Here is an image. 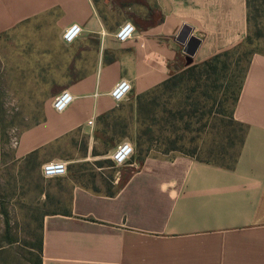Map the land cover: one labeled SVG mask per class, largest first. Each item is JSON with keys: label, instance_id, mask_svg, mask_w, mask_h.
I'll return each instance as SVG.
<instances>
[{"label": "crops", "instance_id": "1", "mask_svg": "<svg viewBox=\"0 0 264 264\" xmlns=\"http://www.w3.org/2000/svg\"><path fill=\"white\" fill-rule=\"evenodd\" d=\"M251 9V0H0V37L34 26L40 37L25 55L39 86L74 96L63 112L52 105L62 90L49 96L43 119L17 139L16 157H38L42 168L78 134L85 160L93 153L104 168L100 157L137 133L138 96L240 47ZM126 21L136 33L121 43L115 33ZM72 23L83 32L67 44ZM122 78L132 92L116 103L110 92ZM234 117L247 131L232 167L185 154L134 156L118 166L113 194L75 182L72 166L49 179L48 194L68 200L44 214L42 264H264V54L252 57Z\"/></svg>", "mask_w": 264, "mask_h": 264}, {"label": "rangeland", "instance_id": "2", "mask_svg": "<svg viewBox=\"0 0 264 264\" xmlns=\"http://www.w3.org/2000/svg\"><path fill=\"white\" fill-rule=\"evenodd\" d=\"M251 6L246 39L220 60L219 70L210 79L185 74L144 97L137 133L131 130L127 138L135 145V157L191 153L198 158L232 162L241 135L240 125L230 118L233 96L252 57L264 54V0H251ZM35 30L25 24L0 37V264H36L44 214L63 210L68 200V195L48 194L52 185L44 178L38 157L19 159L15 155L20 134L43 119L49 96L62 90L39 86L41 74L27 64V45L34 36L40 37ZM133 110L130 104L120 110L124 125ZM228 135L234 138L233 143ZM84 145L85 138L75 135L71 147L68 145L59 159L69 162L68 174L72 166L75 182L109 191L121 168L114 167L106 157H100L105 161L104 168L96 167L93 153L85 160ZM171 147L176 150L165 153ZM45 192L47 195H43Z\"/></svg>", "mask_w": 264, "mask_h": 264}, {"label": "built area", "instance_id": "3", "mask_svg": "<svg viewBox=\"0 0 264 264\" xmlns=\"http://www.w3.org/2000/svg\"><path fill=\"white\" fill-rule=\"evenodd\" d=\"M83 28L78 23L70 24L63 32L62 39L65 43L70 44L79 38L82 34ZM136 33V27L131 21L124 22L115 33L117 41L124 43L134 37ZM132 92L131 82L125 78L119 80L112 91L111 97L116 103L125 101ZM74 100L73 94L64 89L58 93L53 101L52 105L58 112H63L68 109ZM89 124H93V121H89ZM15 141V145L17 144ZM135 156V145L130 140L122 141L111 155V160L114 166L118 167L129 163ZM68 173V163L65 160H51L43 164L42 174L44 178H60L64 177Z\"/></svg>", "mask_w": 264, "mask_h": 264}, {"label": "trees", "instance_id": "4", "mask_svg": "<svg viewBox=\"0 0 264 264\" xmlns=\"http://www.w3.org/2000/svg\"><path fill=\"white\" fill-rule=\"evenodd\" d=\"M241 46H242V44H241ZM241 46H240V47H241ZM229 53H231V51H228V52H225V53H222V54L216 55V56H214L213 58H211L210 60L205 61V62L202 63V64L191 66L189 69H187V70H185V71H183V72H181V73H178V74L174 75L169 81L165 82V83H164L163 85H161V86H164V85H167V84H169V83H172V82L176 81L175 79L181 78V77H183L185 74H188V75L191 76V77H196V75H199V76H198V79L202 78L203 76H206L207 78L210 79L211 76H212L214 73H216V71L219 70V67H218L217 65H218V63L220 62V60H221L223 57H227V56L229 55ZM250 63H251V61H250ZM250 63H249V64H250ZM224 65H225V64H224ZM224 65H223V66H224ZM247 70H248V69H247ZM246 73H247V71H246ZM245 75H246V74H245ZM244 79H245V76H244L243 81L241 82V84H240V86H239V89H238L237 94L233 96V109H232V112L230 113V118H231L233 124L240 125V127H241V128L239 129V131L241 132L240 140H239V149H238L236 155L233 157L232 162L226 164V163H224V162L213 161V160H211V159L198 158V157H196L194 154H191V153H185V155H188V156H191V157H196L197 159L206 160V161H209V162H213V163L221 164V165H224V166H227V167H232V166L235 164V162H236V160H237V158H238V156H239V154H240L241 147L243 146V143H244V140H245L246 131H247V126H246L244 123L237 121V120L235 119V117H234L235 106H236V104H237V102H238V100H239V97H240V93H241V90H242V86H243ZM161 86H160V87H161ZM160 87H158V88H160ZM158 88H157V89H158ZM192 89H193V91L195 90L194 87H193ZM153 91H154V90H153ZM153 91H151V92H153ZM151 92H149V93H151ZM149 93L144 94V95H141V96H138V98H137V111H138V113H139V115H138L139 117L137 118L138 121L141 120V119H140V115L142 114V110H143V108H142V100H143L144 97H145L146 95H148ZM217 113H218V112H217ZM219 113H220V111H219ZM227 138H228V140H230V141L233 143L234 138H233L231 135H228ZM138 144H139V146H140V144H141V143H140V139L138 140ZM170 150H176V148L171 147V148L167 149V150L165 151V153H167V152L170 151ZM140 151H142V150H140ZM145 157H146V156H145ZM145 157H138V158H139L140 160H143ZM111 163H112V165H114L112 161H111ZM99 164H101V163H99ZM94 189L97 190L96 188H94ZM108 193H109V194H113L112 191H108ZM42 228H43V223H42ZM39 253H40V256H39L38 262H37L36 264H42V257H41V255H42V253H43V234H42V236H41V240H40Z\"/></svg>", "mask_w": 264, "mask_h": 264}, {"label": "water", "instance_id": "5", "mask_svg": "<svg viewBox=\"0 0 264 264\" xmlns=\"http://www.w3.org/2000/svg\"><path fill=\"white\" fill-rule=\"evenodd\" d=\"M191 61H189V63H190Z\"/></svg>", "mask_w": 264, "mask_h": 264}]
</instances>
